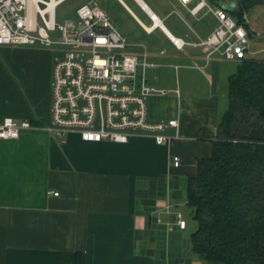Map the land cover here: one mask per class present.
Returning a JSON list of instances; mask_svg holds the SVG:
<instances>
[{
  "label": "crops",
  "instance_id": "0c3cea01",
  "mask_svg": "<svg viewBox=\"0 0 264 264\" xmlns=\"http://www.w3.org/2000/svg\"><path fill=\"white\" fill-rule=\"evenodd\" d=\"M67 1L97 5L122 30L128 50L147 63L148 84L167 91L148 98L149 120L176 119L179 137L169 146L149 136L126 144L54 138L43 129L51 118V50L0 46L19 54L0 63V123L38 127L0 140V264H75L77 253L81 264H222L192 251L197 223L186 204L187 180L212 153L221 98L239 64L218 53L207 60L210 48L188 44L206 39L216 17L192 15L177 0Z\"/></svg>",
  "mask_w": 264,
  "mask_h": 264
},
{
  "label": "built area",
  "instance_id": "2783aa9c",
  "mask_svg": "<svg viewBox=\"0 0 264 264\" xmlns=\"http://www.w3.org/2000/svg\"><path fill=\"white\" fill-rule=\"evenodd\" d=\"M177 1L192 15L206 10L216 17L218 26L206 39L188 43L210 48L207 60L213 53L228 62L247 58L249 33L226 10L215 8L210 0ZM62 2L0 0V46L62 52L53 67L51 118L43 129L58 140L75 133L84 142L126 144L134 136H149L156 145H171L179 137L178 121L148 118V98L164 96L167 91L148 84L145 59L128 50L125 37L95 4L80 5L75 20L58 25L56 10ZM57 32L60 36L52 40ZM36 128L27 120L5 118L0 123V140H16L23 131ZM169 129L175 133L170 135ZM172 162L177 167L179 157L173 156ZM50 194L58 196L57 192ZM175 220L180 229L186 227L180 213Z\"/></svg>",
  "mask_w": 264,
  "mask_h": 264
},
{
  "label": "trees",
  "instance_id": "16d2710c",
  "mask_svg": "<svg viewBox=\"0 0 264 264\" xmlns=\"http://www.w3.org/2000/svg\"><path fill=\"white\" fill-rule=\"evenodd\" d=\"M210 1L233 3L225 10L246 29L247 11L264 4ZM227 98L212 153L197 160L187 180L186 204L197 223L191 248L209 262L264 264V61H240L228 78Z\"/></svg>",
  "mask_w": 264,
  "mask_h": 264
},
{
  "label": "rangeland",
  "instance_id": "374dc122",
  "mask_svg": "<svg viewBox=\"0 0 264 264\" xmlns=\"http://www.w3.org/2000/svg\"><path fill=\"white\" fill-rule=\"evenodd\" d=\"M47 1V0H44ZM79 4L77 1H67L63 2L56 10V22L58 25H63L66 20L69 19H76L75 16V9L76 6ZM224 9L234 8L233 3H224ZM245 22L249 26V30L252 33H249L248 40V54L250 58L254 60H264V4H258L252 7L247 13L245 14ZM235 20L236 18L233 17ZM120 30V29H119ZM121 33L122 30H120ZM60 36V33H54L51 35L52 40L57 39ZM12 47H20V46H12ZM27 47V46H21ZM20 47V48H21ZM50 56L51 59L56 61L57 59L62 57V52L59 50H52L50 49ZM19 54L15 51H8V50H0V63L6 64L10 60L15 59L18 57ZM234 68V63H229V69ZM227 94L221 98V106L220 108L223 110L227 107ZM67 135L64 136L63 139H66Z\"/></svg>",
  "mask_w": 264,
  "mask_h": 264
}]
</instances>
